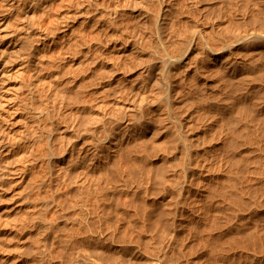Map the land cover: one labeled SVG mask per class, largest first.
Here are the masks:
<instances>
[{"label":"bare ground","instance_id":"1","mask_svg":"<svg viewBox=\"0 0 264 264\" xmlns=\"http://www.w3.org/2000/svg\"><path fill=\"white\" fill-rule=\"evenodd\" d=\"M253 8L258 22L251 28ZM263 26L264 0H0V264H40L43 258L52 264V248L40 245L58 236L62 217L69 221L68 206L87 218L93 194L103 199L98 180L114 182L110 162L125 172L127 148L137 155L138 145L161 147L154 155L144 150L150 164L163 161L158 182L166 194L165 164L180 149L192 155L201 139L194 141L190 126L198 121L200 129L222 133L217 162L224 166L226 152L246 146L250 126L256 128L248 115L259 114L262 97L251 99L248 89L251 75L264 66ZM96 69L104 74L96 76ZM72 87L82 102L67 98ZM108 88L114 94L107 103ZM82 103L90 110L92 139L76 156L72 140L58 141V128L64 124L77 136ZM67 109L72 120L63 122ZM166 138L174 145L163 144ZM61 146L65 154L55 168ZM72 167L77 178L70 180ZM192 170H185L178 188L203 209L215 195L213 183L224 186L229 169L222 168L221 179L216 173L199 178L204 185L197 192L193 176L204 171L198 164ZM72 186L82 195L68 205ZM149 191L146 185V198ZM254 204L258 209L247 219L236 213L234 222L256 226L264 201Z\"/></svg>","mask_w":264,"mask_h":264},{"label":"rangeland","instance_id":"2","mask_svg":"<svg viewBox=\"0 0 264 264\" xmlns=\"http://www.w3.org/2000/svg\"><path fill=\"white\" fill-rule=\"evenodd\" d=\"M254 13L253 8L249 20L251 28L256 27L258 22ZM231 37H234L233 33ZM94 72L96 76L104 74L103 69ZM256 72L249 78L251 88L248 93L251 99L262 97V100L257 101L259 114L255 117L251 111L248 115V123L256 125V128L250 126L246 146L227 151L229 160L224 161V166L220 165L217 153H221L219 140L222 133L218 128L204 131L199 128L198 121H193L190 135L195 142L198 137L201 140L191 146V156H186L180 149L166 162L171 181L166 194H163L158 182L163 161L150 164L144 150L154 155L161 147L138 145L134 147L137 155L131 154L127 148L122 154L125 172L115 167L114 161L110 162V177L114 182L108 186L103 181L105 178L98 180L97 190L102 193L103 199L99 201L96 193L93 194L87 218L81 220L76 217V209L68 206L69 221L62 217L58 236L53 238L50 245H40L39 249L46 250L47 246L52 248L51 253L55 258L52 264H95L94 260L99 264H264V238L263 241L259 238L261 234L264 236V215L263 218L262 215L259 217L261 223L257 221V228L247 226L242 221L239 224L234 222L236 213L247 219L250 212L258 209L254 201H264V184H261V181L264 182V66L257 68ZM256 84L261 85L262 89L259 90ZM106 91L108 103L114 90L108 88ZM91 94V90H87L86 98ZM66 96L74 102L81 101L76 87L70 88ZM70 118L72 120V115L67 109L63 122H68ZM91 120L89 108L82 103V112L75 119L77 136H72L62 124L58 128L61 132L58 139L60 144L67 145L72 140L76 145L74 152L77 156L88 146V140L92 139ZM106 125H111L109 117L106 118ZM233 134L239 137L238 131ZM104 136L101 130L99 137ZM166 139L163 144L174 145L169 138ZM183 146L181 141L180 147ZM100 148L106 149L104 145ZM62 154H65L64 146L57 149L55 168L60 166ZM196 164L199 165L198 172L204 171L202 175L197 173L193 176L196 182L192 188L196 192L204 185L198 181L199 178L216 173L221 179L222 168L229 169L224 186H219L220 182L213 183L215 195L208 198L203 209L196 205V197L180 195L178 188L185 180V170L192 172V166ZM70 170V180L77 178V171L73 167ZM93 175L91 171L89 176ZM146 185L150 188L147 198ZM66 187L67 181L61 188ZM81 195L79 187L72 186L66 198L67 204L72 205ZM163 197L168 204L162 200ZM54 210L52 207L49 214H53ZM38 262L50 264L45 258ZM6 264H13V259H9Z\"/></svg>","mask_w":264,"mask_h":264}]
</instances>
